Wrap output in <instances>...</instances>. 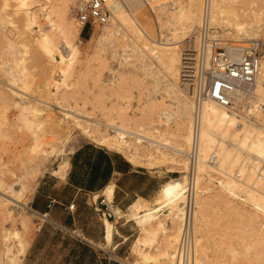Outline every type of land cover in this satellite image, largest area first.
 <instances>
[{
	"label": "rangeland",
	"instance_id": "1",
	"mask_svg": "<svg viewBox=\"0 0 264 264\" xmlns=\"http://www.w3.org/2000/svg\"><path fill=\"white\" fill-rule=\"evenodd\" d=\"M74 2L71 5L68 21L71 20L75 27H81L74 14L76 6ZM160 2L165 4L163 8H161ZM199 2L201 10L202 0ZM185 3V0H144V2L142 0L141 7L145 12L146 19L150 22L149 26H145V31L148 30L146 31L147 35L145 32H138L137 28H132L128 23L129 21H126L129 20L130 13H135L139 8L134 9V11L123 4L122 11L126 20L120 25V32L117 33L115 39H99L101 28L108 24L109 18L103 25L96 24L84 29L86 36L80 31L79 37L74 40L78 49V56L70 63L67 60L61 61L59 59V48L57 47L60 46V43L57 42L59 39L57 29L43 17L42 11L36 10L39 23L32 25L27 33L34 34L39 29L53 32V59L47 57L42 48L31 42L27 36L21 34L18 36L17 32L15 33L16 27L19 28L22 23L21 13L15 14L16 12L12 8L4 11L0 15L1 177L12 178L8 170H12L18 165V152L28 147L31 132L34 129L28 125L30 120H34V112L29 108L24 110L21 106H17L18 104L15 105L14 101H18V99L13 94L25 98L31 105L38 106L37 108L42 112L41 114L38 112L39 119L57 118L63 117V115L68 117L66 121L69 122L67 123L69 139L64 143L63 153L55 154L45 161L44 170L37 178V182L44 174L49 173L62 177L64 169L56 173L53 172L54 169L59 170V163L62 159L68 158L70 153L82 144H96L87 137L92 127L98 126L101 131L111 134H113L112 129L106 124L116 125L120 129H124L127 132L123 130L126 145L128 149H132L131 152H136V148L141 145H143L141 146L143 150H148L150 142L143 139V136L150 137L148 134L144 135L146 132L155 130L161 134L171 132L175 125V119H173L175 118V108L173 101H171L173 99L172 94L165 90L166 81L162 75L164 71L159 73L160 70L164 69L155 59L154 51L158 46L155 48L154 46H160V42H165V40H161L162 37H171L170 40H166L170 42L173 41L172 37L176 36L174 47L176 46L178 51L181 50L179 52L181 56L186 39L183 40L178 32L173 34L175 33V28L172 27L174 24L168 22H170V11L174 12L177 6ZM222 6L225 8L232 7L236 13L238 11L237 14L240 15L238 19L240 22H244L243 30H254L253 18L258 12L264 11V0H222ZM8 16L9 20H7ZM222 24L223 22L219 26ZM226 24L224 23V26L219 27L211 22V26L219 39L236 46H246L249 41L258 40L260 42V59L264 56V33L262 31L255 30L256 32L254 31L251 39H248L243 34H238L234 25ZM189 29L186 30V33ZM151 46L155 50H151L150 55ZM158 64L159 66H157ZM156 71L158 73H155ZM19 72L22 73L19 74ZM17 74H24L26 76L24 81L17 80L15 77ZM242 88L248 87L243 86ZM249 100L250 98L244 101H248L246 102V105L249 104L247 107L244 103L236 107L235 114H237L235 117L238 121H247L245 123L249 128L256 127L264 134V110L258 108V103L254 102L253 99ZM104 105L108 108H104ZM164 113L169 114L170 117L165 116ZM172 114L174 115L172 116ZM132 116L137 117L136 122L129 121V117ZM149 118L154 122L150 129L144 130L138 126V124L145 125ZM71 120L78 122L79 125H73ZM45 123L49 124V122ZM135 135L141 137V140L135 138L137 137ZM136 140L140 142L137 143ZM231 142L227 143L229 148L234 147ZM127 154L123 155L126 159H128ZM248 154H246L247 157L244 152L240 151L238 160L230 166L227 165L229 169L226 168L225 170V165L223 166L224 169L219 167L218 171L210 166L204 169L205 171L208 170V180L205 187L207 190L203 194H201L202 192L196 193L194 209L196 216L198 202H203L201 211L197 214L199 219L198 233H196L197 235L194 234V259L200 261L199 263L195 261L197 264H264V211L255 206V204L260 203L258 200L264 199V178H262L264 177V157H254ZM176 155L178 160L184 161V169H178L177 163L170 159L159 162L155 158L147 160L143 156L139 158L143 162L134 166L165 175L166 181L176 177L185 178L187 158L185 155ZM255 162L259 163L256 164ZM220 170L223 171L220 172ZM228 173L231 175V179L235 180L236 186L232 190L235 195H230L219 184L229 178ZM37 182L33 186H36ZM33 190L20 203L5 202L11 209L10 218L7 214L2 215L0 213V228H5L11 233L17 232L18 236L25 237L26 247L40 222L29 208V198ZM94 198L97 197L94 196ZM163 199L159 192L154 200L147 201L146 207H161L147 225L148 232L140 229L135 221H129L133 227V234L128 242L126 256L120 260V264L123 262L126 264H167L166 256L163 253L167 251L168 247L167 244L164 247L163 242L167 240L169 235L171 236L168 238L170 242L166 241V243L174 244L171 250L172 254H175L176 242H178L180 232L176 236L175 229L168 230L170 220L175 219L170 212L169 205L165 206L166 201ZM227 201L229 202L228 207L233 206L236 210L228 209ZM107 202L109 203V201ZM116 215L129 219V208L125 215L120 212ZM179 224L178 221V226ZM152 228L156 229L154 236ZM18 236H12L10 240L6 241V243L14 244L13 251L19 247ZM197 237L200 239L198 244H195ZM141 239L142 241H140ZM136 240L141 243H134ZM0 247H2L1 241ZM142 252L143 255L150 258L149 262H146L140 255ZM173 261L175 262V258L172 259V264H174Z\"/></svg>",
	"mask_w": 264,
	"mask_h": 264
},
{
	"label": "bare ground",
	"instance_id": "2",
	"mask_svg": "<svg viewBox=\"0 0 264 264\" xmlns=\"http://www.w3.org/2000/svg\"><path fill=\"white\" fill-rule=\"evenodd\" d=\"M80 1L82 0H75V2L74 0H0V15H2L3 12L9 8H12L14 12H16L15 14L21 13L22 23L20 24L19 28L16 27L17 29L14 30L15 33L17 32L18 36L20 34L27 36L31 42H34L40 48H42V50L45 52L47 57L53 59L54 58L53 49H52L53 37H54L53 32L46 31L44 29L41 30L39 29L34 34L29 32L27 33V30H29L32 25L39 23L38 16L36 15V10L38 9L42 11L43 17L47 19L48 22H51L57 29L58 37H59L57 42L60 43V46L58 45L59 47H57L56 45V47L59 48L58 49L59 59L61 61L67 60V62L70 63L74 61L78 56L77 55L78 49L75 45L74 40L79 37V33L80 31H82L81 30L82 28L75 27L74 24L71 23V20H69L70 21L69 22L68 16L70 13L72 3L73 2L79 3ZM149 1H158V0H149ZM185 2L186 3L184 5L177 6V9H175L174 12L170 11V18H169L170 22H168L166 18H164V20H166V22H168L169 24H174L175 27L174 26L172 27L173 29L175 28V33L173 34H176V32H178L180 36L183 37V40L186 39L185 47L182 50L181 56L179 53L181 52V50L178 51L176 46L174 47L175 45L174 40L176 39V36H173L172 37L173 41L170 42H167L166 40L168 39L170 40L171 37L170 38H168L167 36L162 37L163 39L161 40H165V42L163 41L160 43L158 42L160 46L159 45L154 46V48L158 46L156 50L152 46H151L152 48H150V55H151V50H155L154 51L156 54L155 59L157 63H159L160 66H162V69H164V70H160L159 73L161 71H164L162 75L164 76V79L166 81L165 90L170 91V93L172 94L173 99L171 101H173L172 103L175 108V116H174L175 118H173L175 119V125L173 130L165 134L164 133L161 134L155 129H154L155 131L152 132L148 131L145 134L143 132L144 135L148 134L150 136V137L143 136V139L145 141L150 142V146L148 150H143L141 148V146L143 145H141L138 147L135 146L137 147L136 152L135 151L131 152L132 149H128L126 145V140L124 136L125 134H123L124 129L122 128L120 129L116 125L114 126L112 124H106V126L112 129L111 132H113V134H111V133H106L105 131H101V129L98 126L92 128L89 127L90 130L87 137L90 139V141L95 142L99 146H102L106 149L116 151L122 155L128 153L127 154L128 159L126 160H128V162H130L132 165H138L140 164V162H143L139 159L141 156H143L146 157L147 160H152L153 158H155L159 162H164L167 159H170L171 161L177 163L178 169H184L185 167L184 161L178 160L177 159L178 156L176 154L183 156L185 155L187 158V154L192 147L193 101L191 98V93H192L191 69L190 66L187 64V62L185 61L186 58L184 57L183 52L187 48L188 43L189 42L192 43L194 41L195 37L193 36V30L195 26H197L199 23L201 10H200L199 0H185ZM123 4H126L128 7H130V10L131 9L134 10L136 8H139V10L136 11L135 13L131 12L128 17L129 20H126V18L124 17V13L122 11ZM160 5H162L161 8H163L165 4L160 2ZM106 6L109 10V22L107 25L101 28V33L99 35L100 40L113 39V38L115 39V36L119 34L118 32H120V25L122 24V22H125V20L127 22L129 21L128 23H130V26L132 28H137L138 32H142V33L145 32L146 35L148 34L146 32L148 30L146 29L145 31V26L146 27L149 26L150 22H148V20L146 19L147 17L145 15V12L141 7L142 0H106ZM224 8L225 7L222 6V0H213L211 2L210 21L212 22V24L216 26H219L222 22L223 24L227 23L226 25L232 24V26L234 25V28L236 27L235 30L237 31L238 34H243L245 37H248V39H251L250 37L254 35L255 30L262 31V33H264V11L258 12L256 15H254L253 18L255 22L254 30H245V29L243 30L242 26L244 22L242 23V21L240 22V20L238 19V16H240L237 14L238 11L236 13L234 8L232 7H227L225 9ZM7 20H9V16ZM190 27L191 29H189ZM187 29L189 30L186 33ZM240 48L241 46H236L232 44L228 45L227 47L228 53L232 58L237 57ZM159 64L157 66H159ZM22 69L21 71L24 70ZM20 73L22 72H19V74ZM155 73L158 72L156 71ZM15 77L17 80L24 81L26 76L24 74L23 75L17 74ZM246 86L248 88L244 89L242 87H239L234 91L232 96V104L230 106H226V107L220 106L212 100H207L202 104L201 126H200V131L198 135V144H197L198 159H197V173H196V193L198 194L201 192H202L201 194L206 193L207 190L205 189V187H206V182L208 180L207 179L208 170L205 171L204 170L205 167L210 166L215 171L219 169V167H222L223 169L225 167V170L226 168L229 169L228 166H230L234 161L238 160L240 151L244 152L245 155L249 153L248 155H252L254 157H264V134H262V132H260L256 127L249 128V126L246 124L247 121H245L246 123L244 121H238L235 117L237 114V113L235 114L236 107L240 106V104L242 105L243 103L246 105V102L248 101L246 102L244 101L248 98H250V100L253 99L254 102L258 103L257 107L260 108L261 110H264V56H262V58L259 60L257 73L253 82ZM12 92L17 93L14 91ZM13 96H15L18 99V101L16 100L14 101L15 105L18 104L17 106L19 107L21 106L22 109L24 110L29 108V110L34 112V116H33L34 120L29 119L30 121L28 122L29 127L30 128L34 127V129L31 132V140L28 147L18 152V156H17V161L19 162L18 165H16L14 169L8 170L9 171L8 173L10 174V176H12V178L10 179L8 178L9 179L8 180L4 177H1L0 174V209H1L0 213L2 215L7 214L9 218H10L11 209L9 206L5 204V202L20 203L22 200H24L25 197L33 190V187L35 186V185L33 186V184L37 182V178L42 174L44 170L45 161L55 154L63 153L64 143L66 140L69 139V131L67 128L68 126L67 123L69 122L66 121L68 120V117H66V115L57 118L48 117L47 119L46 118L39 119L40 116L38 112L40 111L37 108L38 106H35V104L33 105L29 104V102L23 97L16 96L15 94H13ZM247 105L245 107H247ZM103 107L108 108L106 105H104ZM41 113L42 112H40V114ZM164 114L165 116L167 115L170 117L169 114L167 113ZM173 115L174 114H172V116ZM254 117L257 118L256 115H254ZM243 118L245 117L243 116ZM129 121L136 122L137 117H133V116L129 117ZM45 122H49L50 126L48 123ZM71 122L73 123V125H77V124L79 125L78 122L72 120ZM152 124H154V122L149 118V121L145 125L138 124V126L146 130V129H150L153 126ZM124 132L126 131L124 130ZM135 138H139V140H141L140 139L141 137L137 136ZM139 140H136V142L138 143ZM231 141H235V142H231ZM230 142L233 143L232 144L234 146L233 148L228 147L227 143ZM127 143L129 142L127 141ZM166 149L167 151H164ZM216 156L217 159H215ZM255 163L257 164L259 162H255ZM187 165H188V161H187ZM66 166H67V158H64L59 163V170L57 171L53 170V172L56 173L58 171H62L63 169H65ZM222 171L223 170H220V172ZM227 175L229 178L226 179L224 182L223 181L220 182L219 184L221 188H224L230 195H235V193L233 194L232 192L233 188H235L236 186L234 183L235 180L233 181L231 179V175L229 173ZM258 175H260V173H258ZM185 184H186V175L185 178L184 177L172 178L171 180L166 181L159 191L161 197L164 198L163 200L166 201L165 206L169 205L170 212H172V216L175 219V220L172 219L170 220V226L168 227V230L171 231L172 229H175L176 236H178V233L180 232V224L178 226V221L181 222V214H182L181 204L183 205L184 202ZM102 195L106 197L107 201L110 202L112 198V185L107 186L102 191ZM97 196L98 194H96V197ZM255 199L258 200L257 198ZM258 201L260 203L258 205L254 203L255 206L259 207L262 211H264V199L261 198ZM227 202H226V206L228 207L229 205L227 204H229V202L228 203ZM202 204L203 202L200 203L198 202L196 216L194 215V220H193L194 234L198 233L197 229H198L199 219L197 217V214L200 213ZM146 205H147V201L141 198H138L135 201H133L128 207L130 218L127 221H131V220L135 221L140 227V229L144 230L145 232H148L147 225H149L150 221L154 218L156 212L161 207L158 206L146 207ZM230 208H233V206L228 207V209ZM233 210H236V208H233ZM118 213L119 211L115 212V214ZM24 220H26V217H24ZM103 222H104L105 233L107 238L106 241L109 242L112 232V225L107 220H104ZM152 233L153 236L156 234L155 228H152ZM11 235L14 237L18 236L17 232L11 233L5 228H0V241L2 242V247H0V264H20V259L24 253L25 245L27 241L25 237L18 236L17 240L19 247L16 251H13L12 247L14 244H12L11 242L6 243L8 239L10 240L12 238ZM172 236L175 237V235ZM169 237L171 236L169 235ZM169 237H167V240H164V242L162 241L164 243V247L166 246V244L168 247L167 251H164L163 255L166 256L167 264H172V259L175 258V254H172L171 249L174 244L172 245L168 244L170 242L168 240ZM199 239L200 237L199 238L197 237L195 239V244H198ZM140 241H142V239ZM166 241L169 242L166 243ZM136 242H138V240H136L134 243ZM138 251L140 252V250ZM140 255L143 257V259L146 262H149L150 258L146 255H143V252L140 253ZM195 261L196 259H194V264H197L196 262L198 261L196 262ZM173 263L175 264L174 261ZM123 264L126 263L123 262Z\"/></svg>",
	"mask_w": 264,
	"mask_h": 264
},
{
	"label": "crops",
	"instance_id": "3",
	"mask_svg": "<svg viewBox=\"0 0 264 264\" xmlns=\"http://www.w3.org/2000/svg\"><path fill=\"white\" fill-rule=\"evenodd\" d=\"M82 34L86 36L84 29ZM64 172L62 177L44 174L33 188L29 208L40 222L20 264H120L133 227L115 212L125 215L138 198L154 200L166 176L134 166L122 154L93 143L70 153ZM109 185L108 203L102 191ZM104 203L114 218L101 214ZM104 220L112 225L109 242Z\"/></svg>",
	"mask_w": 264,
	"mask_h": 264
},
{
	"label": "built area",
	"instance_id": "4",
	"mask_svg": "<svg viewBox=\"0 0 264 264\" xmlns=\"http://www.w3.org/2000/svg\"><path fill=\"white\" fill-rule=\"evenodd\" d=\"M211 2L202 0L200 20L193 30L194 41L189 42L183 52L191 69L192 147L187 154L186 184L175 264H194L193 220L202 104L212 100L220 106H230L234 91L253 82L261 56L258 40H251L246 46H241L237 57L229 55L227 47L230 44L219 39L211 26ZM74 14L82 29L96 24L103 25L109 18L106 0H82L76 3ZM103 205L101 214L114 218L115 214L108 205Z\"/></svg>",
	"mask_w": 264,
	"mask_h": 264
}]
</instances>
